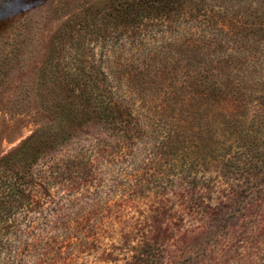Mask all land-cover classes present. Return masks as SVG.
I'll return each instance as SVG.
<instances>
[{
	"label": "rangeland",
	"instance_id": "obj_1",
	"mask_svg": "<svg viewBox=\"0 0 264 264\" xmlns=\"http://www.w3.org/2000/svg\"><path fill=\"white\" fill-rule=\"evenodd\" d=\"M80 211L57 264H264V0H0V227Z\"/></svg>",
	"mask_w": 264,
	"mask_h": 264
},
{
	"label": "trees",
	"instance_id": "obj_2",
	"mask_svg": "<svg viewBox=\"0 0 264 264\" xmlns=\"http://www.w3.org/2000/svg\"><path fill=\"white\" fill-rule=\"evenodd\" d=\"M39 141L41 142L42 139L40 138ZM48 142L50 144L55 141ZM42 143L47 145L46 142L39 144ZM59 174L62 175V173ZM40 179L41 177L34 178V176L23 179L22 189L19 191L21 202H24L28 206L35 205L38 208L41 206L45 196H49L48 192L44 190L41 193L43 196L39 197L38 200L32 199L28 193V190L32 189V187L36 185L41 186L38 182ZM1 183L7 185L6 182ZM53 219L46 220L48 225L49 223L52 225V227L48 226L50 227L51 237L47 240L42 238L43 236L40 234L36 235L32 230L16 229L10 232V228L0 227V264L4 262V255L6 256L5 259L11 264H29L31 262L34 264H57L58 259L55 258L56 255L61 254L63 248L71 245L70 241L76 240L82 242V239H85V235L76 233L78 228H82L87 221V217L81 211ZM39 251H42V253H39Z\"/></svg>",
	"mask_w": 264,
	"mask_h": 264
}]
</instances>
